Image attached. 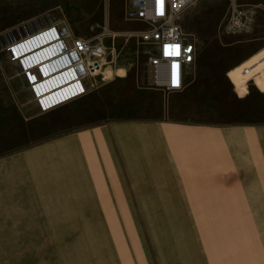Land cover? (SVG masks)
I'll list each match as a JSON object with an SVG mask.
<instances>
[{
    "label": "rangeland",
    "instance_id": "obj_1",
    "mask_svg": "<svg viewBox=\"0 0 264 264\" xmlns=\"http://www.w3.org/2000/svg\"><path fill=\"white\" fill-rule=\"evenodd\" d=\"M231 2L196 0L178 19L196 45V58L174 97L175 116L264 127V71L261 82L250 81L242 97L226 75L264 46V4L235 0L256 7L255 22L248 33L227 35L223 27ZM127 7L128 0H0V156L22 153L70 127L132 117L144 103L149 116L159 115L167 92L151 84L146 62L154 51L136 35L149 25L128 19ZM52 26L69 30L71 38L100 37L105 54L85 95L41 112L21 63L33 66L29 73L34 81V40L55 36ZM40 79V98L57 100L65 82ZM136 80L159 94L136 91ZM246 168L243 189L231 190L240 196H71L69 218L50 213L40 222L8 219L0 229L1 240L7 241L0 245V264H38V237L70 238V256L52 258L64 264H264V149L262 158L251 157ZM35 223L50 227L18 228ZM67 223L68 228L51 227Z\"/></svg>",
    "mask_w": 264,
    "mask_h": 264
},
{
    "label": "crops",
    "instance_id": "obj_2",
    "mask_svg": "<svg viewBox=\"0 0 264 264\" xmlns=\"http://www.w3.org/2000/svg\"><path fill=\"white\" fill-rule=\"evenodd\" d=\"M45 43L46 47L39 50L38 46ZM55 44V36L34 40V64L55 54ZM263 71L264 46L230 68L226 75L242 97L248 93L250 81L261 82ZM52 78L64 82L68 79L62 73ZM135 83L138 85L137 80ZM184 86L185 79L180 90L164 95L156 117L148 115L144 103L142 112L132 117L70 127L22 153L0 156V229L8 219L40 222L50 218V213L56 219L69 218L71 196L242 195L231 190L243 189L248 159L262 158L264 127L214 125L176 117L174 97ZM140 87L136 91L144 95L159 94V89ZM220 190L221 193L216 192ZM18 225L50 227L36 223ZM69 239L36 238L34 259L40 260L38 264H64L52 258L70 256ZM1 244H7L3 237Z\"/></svg>",
    "mask_w": 264,
    "mask_h": 264
},
{
    "label": "built area",
    "instance_id": "obj_3",
    "mask_svg": "<svg viewBox=\"0 0 264 264\" xmlns=\"http://www.w3.org/2000/svg\"><path fill=\"white\" fill-rule=\"evenodd\" d=\"M196 0H128L126 15L130 20L143 21L149 28L139 31L136 35L142 42L150 44L154 53L147 57V73L151 84L166 92L182 88L189 67L196 58V45L188 39L178 23L181 13ZM256 16V7L239 4L232 0L223 33L236 35L248 33L252 30ZM55 32L58 63H65L62 77H68L65 88L59 90V98L45 101L36 92L38 79L45 78L44 66L39 63L34 66L33 74L21 63L22 72L28 78L34 89V98L41 112L49 111L87 93L88 88L95 83L94 76L101 70L102 59L105 54L103 40L71 38L66 29L56 26L50 27ZM14 56V45L11 47ZM21 61V60H20ZM42 63V62H40ZM42 73L39 75L37 68Z\"/></svg>",
    "mask_w": 264,
    "mask_h": 264
},
{
    "label": "bare ground",
    "instance_id": "obj_4",
    "mask_svg": "<svg viewBox=\"0 0 264 264\" xmlns=\"http://www.w3.org/2000/svg\"><path fill=\"white\" fill-rule=\"evenodd\" d=\"M68 34L70 35V32L67 30ZM71 37V36H70ZM59 56H56V53L53 54L50 58H48V60H46L45 62L41 63V66H44V69H46L45 71V78L42 79H48L51 76H55L58 74H61L62 72H64L65 69H62V67L65 65V63H58L56 62V60L58 59ZM35 65V64H34ZM36 67V66H34ZM28 69L33 68V66H28ZM38 68V67H37ZM36 92L38 93V89L36 88Z\"/></svg>",
    "mask_w": 264,
    "mask_h": 264
}]
</instances>
